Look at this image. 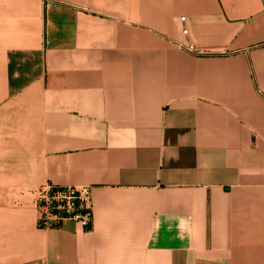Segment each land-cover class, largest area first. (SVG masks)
I'll list each match as a JSON object with an SVG mask.
<instances>
[{
    "label": "crops",
    "instance_id": "obj_1",
    "mask_svg": "<svg viewBox=\"0 0 264 264\" xmlns=\"http://www.w3.org/2000/svg\"><path fill=\"white\" fill-rule=\"evenodd\" d=\"M0 264H264V0H0Z\"/></svg>",
    "mask_w": 264,
    "mask_h": 264
},
{
    "label": "built area",
    "instance_id": "obj_2",
    "mask_svg": "<svg viewBox=\"0 0 264 264\" xmlns=\"http://www.w3.org/2000/svg\"><path fill=\"white\" fill-rule=\"evenodd\" d=\"M35 206L39 227L51 228L71 219L86 229L92 228L94 213L91 186L46 184L35 190Z\"/></svg>",
    "mask_w": 264,
    "mask_h": 264
}]
</instances>
